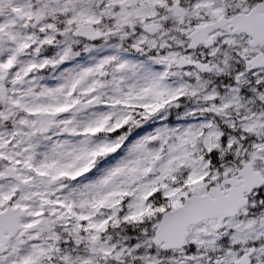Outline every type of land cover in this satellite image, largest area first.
Listing matches in <instances>:
<instances>
[{
	"label": "snow or ice",
	"instance_id": "snow-or-ice-1",
	"mask_svg": "<svg viewBox=\"0 0 264 264\" xmlns=\"http://www.w3.org/2000/svg\"><path fill=\"white\" fill-rule=\"evenodd\" d=\"M0 264H264V0H0Z\"/></svg>",
	"mask_w": 264,
	"mask_h": 264
}]
</instances>
